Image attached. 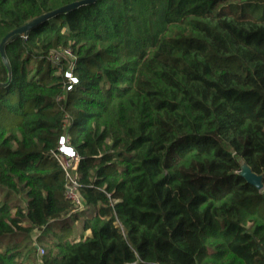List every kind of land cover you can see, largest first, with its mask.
<instances>
[{"label": "trees", "instance_id": "obj_1", "mask_svg": "<svg viewBox=\"0 0 264 264\" xmlns=\"http://www.w3.org/2000/svg\"><path fill=\"white\" fill-rule=\"evenodd\" d=\"M75 1L0 0V42ZM64 49L74 60L53 62ZM4 52L0 264L79 216L61 137L79 158L82 232L62 228L43 264H264V187L238 174L244 162L264 186V0H96Z\"/></svg>", "mask_w": 264, "mask_h": 264}, {"label": "rangeland", "instance_id": "obj_2", "mask_svg": "<svg viewBox=\"0 0 264 264\" xmlns=\"http://www.w3.org/2000/svg\"><path fill=\"white\" fill-rule=\"evenodd\" d=\"M10 196V201L12 203L22 205L24 202V199L18 195L11 194ZM1 198L2 194L0 193V199ZM81 210L82 209L78 210L79 216L72 218L64 227L61 225H50L46 230H35L28 237L17 240L22 251V262L24 264H43V255L45 254L46 248L50 246L49 242L56 240L55 237L57 236L55 235H59L62 228L65 229V227H68L70 230V239H78L82 232L81 221L83 212H81ZM0 248H2V246H0Z\"/></svg>", "mask_w": 264, "mask_h": 264}, {"label": "built area", "instance_id": "obj_3", "mask_svg": "<svg viewBox=\"0 0 264 264\" xmlns=\"http://www.w3.org/2000/svg\"><path fill=\"white\" fill-rule=\"evenodd\" d=\"M51 60L58 63L61 57H65L74 60V56L70 50L64 49L63 51H56L51 53ZM65 76L71 80V82L76 83L77 78L72 76L70 72H66ZM58 154H54L59 165L65 172L66 176V188H65V198L68 199L75 207V211L83 208L84 202L78 191L77 183V167L79 158L75 153V150L66 144L65 138L61 137L59 141ZM74 168V169H73ZM73 169V171H72ZM75 170V171H74Z\"/></svg>", "mask_w": 264, "mask_h": 264}, {"label": "water", "instance_id": "obj_4", "mask_svg": "<svg viewBox=\"0 0 264 264\" xmlns=\"http://www.w3.org/2000/svg\"><path fill=\"white\" fill-rule=\"evenodd\" d=\"M94 1H96V0H80V1L72 2L70 4L62 6L58 9L53 10V11L44 13V14L40 15L39 17L32 19L31 21L25 23L24 25L14 29V30L10 31L8 34H6L4 36V38L2 39V41L0 42V56H1L2 62L6 66V68L9 70V62L5 56L4 45L6 44V42L8 40L13 39L18 35L26 34L30 29L36 27L40 23H42V22H44L50 18L57 16L58 14L70 12V11L80 7V6L91 4ZM238 174L240 176H242L247 183L253 185L258 190L263 189L264 186L262 183V175H258L256 173L252 172V170L244 162H242L241 168L238 171Z\"/></svg>", "mask_w": 264, "mask_h": 264}]
</instances>
